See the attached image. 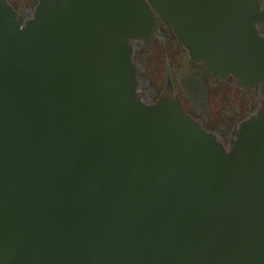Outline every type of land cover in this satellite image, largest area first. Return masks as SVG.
Segmentation results:
<instances>
[{
  "label": "water",
  "instance_id": "95a60500",
  "mask_svg": "<svg viewBox=\"0 0 264 264\" xmlns=\"http://www.w3.org/2000/svg\"><path fill=\"white\" fill-rule=\"evenodd\" d=\"M0 264H264V0H0Z\"/></svg>",
  "mask_w": 264,
  "mask_h": 264
}]
</instances>
